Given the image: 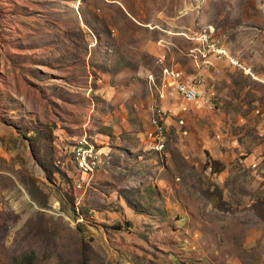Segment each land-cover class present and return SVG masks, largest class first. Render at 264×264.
<instances>
[{
  "label": "rangeland",
  "instance_id": "rangeland-1",
  "mask_svg": "<svg viewBox=\"0 0 264 264\" xmlns=\"http://www.w3.org/2000/svg\"><path fill=\"white\" fill-rule=\"evenodd\" d=\"M0 264H264V0H0Z\"/></svg>",
  "mask_w": 264,
  "mask_h": 264
},
{
  "label": "built area",
  "instance_id": "built-area-1",
  "mask_svg": "<svg viewBox=\"0 0 264 264\" xmlns=\"http://www.w3.org/2000/svg\"><path fill=\"white\" fill-rule=\"evenodd\" d=\"M167 84H172L174 91L180 94V96H187L188 102H195L196 105H198V100L193 98V89H186L185 88V81H180L179 79V72L176 70V80H168V74H167ZM207 110H210L209 103L206 102V105H204ZM170 114V112H168ZM152 117H157L155 113L152 115ZM169 117V115H168ZM156 127V126H153ZM94 163H98V157L97 152L92 149H88L86 151V156H78L76 168L78 172L80 173L81 170H88L90 171L92 168V165Z\"/></svg>",
  "mask_w": 264,
  "mask_h": 264
},
{
  "label": "bare ground",
  "instance_id": "bare-ground-1",
  "mask_svg": "<svg viewBox=\"0 0 264 264\" xmlns=\"http://www.w3.org/2000/svg\"><path fill=\"white\" fill-rule=\"evenodd\" d=\"M216 51H218V50H216ZM215 55V54H214ZM224 57V56H223ZM185 88L186 89H193V87H190V86H188V85H185ZM179 94V93H178ZM180 95V94H179ZM183 99H184V101H186V102H188V97L187 96H181ZM193 98L194 99H197V100H199L200 98H199V94H198V92L196 91V90H193ZM159 113L160 112H158V116H159ZM164 115V114H163ZM157 117H152V127L153 126H156L155 127V130H154V134H155V136H156V139L158 140V142H161V140H162V137H163V130H162V125H160L159 124V120L161 119H156ZM92 149V150H95L94 149V147H92V145L91 144H89L85 139L84 140H82L80 143H79V145L77 146V147H75L74 148V150H73V158H74V161H75V163H77V159H78V156H86V151L88 150V149ZM97 152V157H98V163H94L93 165H92V168H91V170L90 171H88V170H81V173H83V174H85L88 178H87V181L88 180H90V178H91V176L89 175V172L91 173L92 171H94V170H96V169H99L101 166H100V163H101V161H100V155H101V153L99 152V151H96Z\"/></svg>",
  "mask_w": 264,
  "mask_h": 264
},
{
  "label": "crops",
  "instance_id": "crops-1",
  "mask_svg": "<svg viewBox=\"0 0 264 264\" xmlns=\"http://www.w3.org/2000/svg\"><path fill=\"white\" fill-rule=\"evenodd\" d=\"M83 135H85V134H83ZM83 135H82V136H83ZM82 136H79L77 139L81 138ZM77 139H76V140H77ZM45 156H48V155H47V154H46V155H44V154H39L38 158H39V157H45ZM35 157L37 158V156H35ZM37 160H38V159H37ZM37 162H38V161H37ZM45 172H46V171H45ZM80 174H81V173H80ZM77 188H79V187H77Z\"/></svg>",
  "mask_w": 264,
  "mask_h": 264
},
{
  "label": "trees",
  "instance_id": "trees-1",
  "mask_svg": "<svg viewBox=\"0 0 264 264\" xmlns=\"http://www.w3.org/2000/svg\"><path fill=\"white\" fill-rule=\"evenodd\" d=\"M162 130H163V128H162Z\"/></svg>",
  "mask_w": 264,
  "mask_h": 264
}]
</instances>
